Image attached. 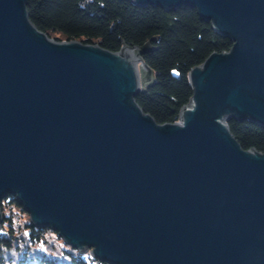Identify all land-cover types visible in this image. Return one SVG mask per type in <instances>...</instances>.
Returning a JSON list of instances; mask_svg holds the SVG:
<instances>
[{
  "label": "water",
  "instance_id": "water-1",
  "mask_svg": "<svg viewBox=\"0 0 264 264\" xmlns=\"http://www.w3.org/2000/svg\"><path fill=\"white\" fill-rule=\"evenodd\" d=\"M132 1L196 8L233 42L190 71L175 123L137 103V48L59 41L0 0V202L110 264H264V152L227 124L264 127V0Z\"/></svg>",
  "mask_w": 264,
  "mask_h": 264
},
{
  "label": "trees",
  "instance_id": "trees-1",
  "mask_svg": "<svg viewBox=\"0 0 264 264\" xmlns=\"http://www.w3.org/2000/svg\"><path fill=\"white\" fill-rule=\"evenodd\" d=\"M27 9L33 23L59 41L77 40L114 52L122 50V41L127 48H137L153 71L154 82L135 99L160 124L179 121L183 108L190 105L194 95L190 71L213 52H227L233 45L196 8L186 5L165 10L159 5L139 6L132 0H27ZM227 124L244 149L264 152V127L235 118ZM0 206L6 214L0 231V264H110L69 247L65 261L52 253H38L37 248L45 246L54 251L48 241L51 234L62 238L31 221L16 223L11 209L26 212L15 196L3 198Z\"/></svg>",
  "mask_w": 264,
  "mask_h": 264
},
{
  "label": "rangeland",
  "instance_id": "rangeland-1",
  "mask_svg": "<svg viewBox=\"0 0 264 264\" xmlns=\"http://www.w3.org/2000/svg\"><path fill=\"white\" fill-rule=\"evenodd\" d=\"M141 74L143 75V71L141 70ZM24 208V207H23ZM1 210H2V213H3V215H4V210L1 208ZM11 210H13L12 211V217L13 218H15L14 219V221L16 220V223H17V221H21V222H19V223H24V222H27V221H31V216H30V213H28L25 209V212L26 213H22L21 211H18L17 209H14V208H12ZM6 213L7 214H9V209L6 211ZM6 215V214H5ZM5 215H4V217H5ZM5 219V218H4ZM15 223V222H14ZM2 225H3V223H2ZM5 227V226H4ZM2 230V226L0 227V231ZM51 237H52V239H48V241L49 240H51V242L53 243V246L55 247V249H54V251L53 252H51V250H50V252H49V250L47 249V247L45 246V248L44 247H41V248H37L38 249V253H48V254H54L58 259H60L61 261H65V260H68L69 258H68V256L67 255H65V250H68V247L69 248H72V246L70 245V244H67V243H65V241L62 239V240H59V239H57V236H55L54 234H51ZM72 249H74V248H72ZM53 250V249H52ZM77 250V249H76ZM78 251V250H77ZM79 252V251H78ZM86 253H84V255H85ZM87 256H90V255H88V254H86ZM36 257H38V255H35ZM36 262L37 261V259H34L33 260V262Z\"/></svg>",
  "mask_w": 264,
  "mask_h": 264
},
{
  "label": "bare ground",
  "instance_id": "bare-ground-1",
  "mask_svg": "<svg viewBox=\"0 0 264 264\" xmlns=\"http://www.w3.org/2000/svg\"><path fill=\"white\" fill-rule=\"evenodd\" d=\"M91 250H92V249H88L87 252H86V254H88V255H90V257L94 258L93 255H92V253H91ZM78 251H79V250H78ZM86 254H85V255H86ZM94 259H97V260L101 261V260L98 259V258H94ZM101 262H103V261H101ZM106 263H108V262H106Z\"/></svg>",
  "mask_w": 264,
  "mask_h": 264
}]
</instances>
